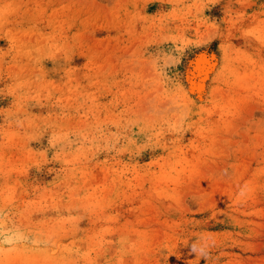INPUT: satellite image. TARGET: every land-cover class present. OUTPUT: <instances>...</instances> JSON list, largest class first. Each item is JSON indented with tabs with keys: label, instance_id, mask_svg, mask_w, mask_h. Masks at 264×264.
I'll return each mask as SVG.
<instances>
[{
	"label": "rangeland",
	"instance_id": "374dc122",
	"mask_svg": "<svg viewBox=\"0 0 264 264\" xmlns=\"http://www.w3.org/2000/svg\"><path fill=\"white\" fill-rule=\"evenodd\" d=\"M0 264H264V0H0Z\"/></svg>",
	"mask_w": 264,
	"mask_h": 264
},
{
	"label": "bare ground",
	"instance_id": "6f19581e",
	"mask_svg": "<svg viewBox=\"0 0 264 264\" xmlns=\"http://www.w3.org/2000/svg\"><path fill=\"white\" fill-rule=\"evenodd\" d=\"M203 62H205V61H203ZM198 64H199V63H198ZM202 65H203V64H202ZM201 67H202V66H201ZM205 71H206V70H205ZM197 83H198V82H197ZM199 85H200V84H199ZM199 85H198V86H199Z\"/></svg>",
	"mask_w": 264,
	"mask_h": 264
}]
</instances>
